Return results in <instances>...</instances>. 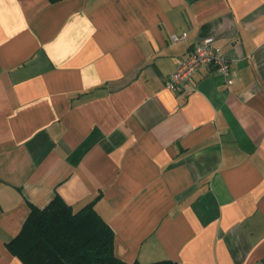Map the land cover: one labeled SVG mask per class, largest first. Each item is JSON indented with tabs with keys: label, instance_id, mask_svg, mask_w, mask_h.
Segmentation results:
<instances>
[{
	"label": "crops",
	"instance_id": "1",
	"mask_svg": "<svg viewBox=\"0 0 264 264\" xmlns=\"http://www.w3.org/2000/svg\"><path fill=\"white\" fill-rule=\"evenodd\" d=\"M208 37L234 83L169 90ZM57 195L126 263L264 264V0H0V264Z\"/></svg>",
	"mask_w": 264,
	"mask_h": 264
},
{
	"label": "trees",
	"instance_id": "2",
	"mask_svg": "<svg viewBox=\"0 0 264 264\" xmlns=\"http://www.w3.org/2000/svg\"><path fill=\"white\" fill-rule=\"evenodd\" d=\"M98 199L78 212L59 195L43 209L30 204L31 213L8 249L23 264H129L116 257L115 234L95 209Z\"/></svg>",
	"mask_w": 264,
	"mask_h": 264
},
{
	"label": "built area",
	"instance_id": "3",
	"mask_svg": "<svg viewBox=\"0 0 264 264\" xmlns=\"http://www.w3.org/2000/svg\"><path fill=\"white\" fill-rule=\"evenodd\" d=\"M173 42H180L184 37L172 35ZM202 69H211L218 73L230 86L234 83L231 60L223 53L213 37L198 42L187 54L177 71L166 82V87L175 93L189 95V83L192 77Z\"/></svg>",
	"mask_w": 264,
	"mask_h": 264
}]
</instances>
